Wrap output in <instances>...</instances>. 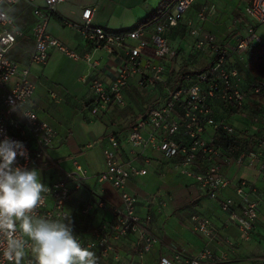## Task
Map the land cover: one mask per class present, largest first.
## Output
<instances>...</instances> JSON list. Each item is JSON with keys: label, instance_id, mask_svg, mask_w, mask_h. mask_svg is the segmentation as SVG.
Returning a JSON list of instances; mask_svg holds the SVG:
<instances>
[{"label": "built area", "instance_id": "obj_1", "mask_svg": "<svg viewBox=\"0 0 264 264\" xmlns=\"http://www.w3.org/2000/svg\"><path fill=\"white\" fill-rule=\"evenodd\" d=\"M23 1L34 6L33 14L37 20L33 28L35 48L28 67H21L8 56L23 32L4 9ZM64 1L43 0L42 9L35 0H0V88L17 80L3 97V108L0 107V141L11 138L23 142L28 155L27 158L18 156L15 166L29 170L46 150L53 147L56 139L54 128L25 108L35 93V85L30 81V67L47 65L51 49L58 50L69 59L93 66L90 54L81 56L48 33V24ZM195 1L175 0L150 35L144 27L113 33L94 25L96 8H86L82 13L79 30L87 46L109 54L117 53L123 61L119 76L111 84H105L98 78L92 81L94 115L102 114L112 106H125L124 92L135 78L140 90L154 91L158 86H164V95L159 102L150 106L143 117L131 126L126 139L131 159L121 160L122 143L116 136H110V145L103 151L104 160L97 182L110 184L120 193L122 208L114 209V218L95 230L89 239L74 230L81 245L95 253L97 264H112L111 255L116 253L117 244L130 237L136 238V254L140 258L150 253L159 242L150 230L152 217L141 218L137 214L138 198L127 191L133 176L147 175L148 170L137 167L135 163L144 160L150 164L151 159L147 156L150 151L175 159V170L194 180L210 199L218 200L223 216V227L217 229L209 219L193 215L194 230L204 239L202 250L193 258L177 252L162 258L159 264H224L229 253H216L215 246L226 245L234 251L236 244L229 237L222 236L223 229L233 226L241 240L249 242L259 225H264V119L249 111V102L264 101V79L245 78L231 61L234 54H246L261 40L252 27L244 29L246 33L242 34L243 21L237 19L234 28L240 33L235 43L221 44L215 34L204 32L199 24L206 20V13H211L212 8L203 7L197 21L186 19ZM246 12L264 24V0H250ZM182 22L193 39L189 48L200 55L210 54L212 63L206 70L187 74L182 82L175 81L169 85L170 69L180 52L171 45L168 32ZM216 104L234 110V121L217 118ZM19 109H23L24 124L13 122ZM28 131L35 140L36 148L27 140ZM178 136L181 141L176 139ZM231 165L251 170L253 180L241 178L235 182L229 178L226 172ZM88 178L87 170L75 160L72 171L65 179L47 187L48 191L42 194L43 203L34 210V216L52 220L69 218L66 209L71 194L69 183L72 181L80 187ZM231 188L235 190L237 200L220 198L222 192ZM50 200L52 205L49 207ZM161 210L158 209L159 212ZM13 238L23 242L19 264H36L32 250L34 242L26 240L18 227ZM7 251L8 237L0 233V264H16L15 258H7ZM261 261L264 264V253Z\"/></svg>", "mask_w": 264, "mask_h": 264}, {"label": "crops", "instance_id": "obj_2", "mask_svg": "<svg viewBox=\"0 0 264 264\" xmlns=\"http://www.w3.org/2000/svg\"><path fill=\"white\" fill-rule=\"evenodd\" d=\"M197 1L187 13L186 19L197 21L199 12L207 7ZM174 2L175 0H65L58 6L57 13L49 22L48 33L79 55L90 54L93 66L69 59L58 50L51 49L47 65L30 67V81L35 85V93L25 108L34 112L56 132L53 147L44 152L32 169L37 170L38 177L46 187L65 179L72 171L75 160L87 170L89 178L80 187L70 181L71 194L66 206L74 230L85 239L91 238L95 230L114 218V209L122 208L120 193L110 184L97 182L104 160L103 151L110 145V136H116L122 143L121 160H130V145L126 139L131 126L143 117L150 106L159 102L164 95V86H158L154 91L140 90L135 78L124 92L125 106H112L102 114L94 115L92 108L95 95L92 81L98 78L105 84H111L119 76L123 61L117 53L109 54L87 46L79 30L82 13L86 8H96L94 25L115 33L127 32L149 22L150 35L154 30V23ZM35 3L44 9L43 0H35ZM8 8L12 11L9 16L23 32V36L18 38L10 50L13 53L12 58L21 67H28L35 48L33 28L37 20L33 14L34 6L23 1ZM212 9L211 13L207 11L206 20L199 22L202 30L215 34L223 45H233L240 32L235 28L228 29L220 19L212 18L216 10ZM168 38L171 45L180 52L170 69L169 85L179 81V77L184 74H195L194 72L211 65L210 54L200 55L189 48L193 39L183 22L168 32ZM241 56L243 55L234 54L231 61L244 69ZM242 74L245 78L252 77L246 70ZM16 83L17 80H13L0 88L1 108L3 97ZM113 108L118 111H112ZM113 112H119L118 117ZM215 113L219 119L228 118L234 121L235 112L231 108L216 104ZM13 122L24 123L23 109L15 112ZM103 124H107L104 130L101 127ZM31 135L28 131L27 140L36 148ZM176 139L182 140L180 136ZM147 156L151 159L150 164H146L144 160L135 163L141 169L146 168L147 175L133 176L128 182L127 191L138 198L137 214L141 218L152 217L150 230L158 237L159 242L150 253L140 258L136 254V238L123 240L117 244L116 253L111 255L112 264H159L162 258L177 252L189 258L196 257L204 247V239L194 230L191 221L193 215L209 219L217 229L223 227L219 201L210 199L194 180L179 174L174 168L175 159H169L157 151H150ZM248 171L251 172L249 180H252L254 173L251 170L235 165H231L226 174L237 182L245 178L243 176L248 175ZM224 197L238 199L233 188L220 194V198ZM162 203L165 205L162 206ZM51 205L50 200L48 206ZM159 208H162L161 212L158 211ZM259 228L263 243L259 242L252 251L246 247L252 239L249 242L242 241L233 226L222 230V236L229 237L236 244L234 251L226 245L215 246L216 253H229L224 264H263L261 258L264 253V225L260 224ZM20 232L26 240L31 241L21 230ZM255 235L254 233V238Z\"/></svg>", "mask_w": 264, "mask_h": 264}, {"label": "clouds", "instance_id": "obj_3", "mask_svg": "<svg viewBox=\"0 0 264 264\" xmlns=\"http://www.w3.org/2000/svg\"><path fill=\"white\" fill-rule=\"evenodd\" d=\"M27 155L23 142L11 138L0 141V233L8 237L7 258H15L19 264L23 255V242L13 238L18 224L34 242L36 264H97L95 253L83 247L74 235L71 219L34 216L48 188L37 170L15 166L18 156Z\"/></svg>", "mask_w": 264, "mask_h": 264}, {"label": "rangeland", "instance_id": "obj_4", "mask_svg": "<svg viewBox=\"0 0 264 264\" xmlns=\"http://www.w3.org/2000/svg\"><path fill=\"white\" fill-rule=\"evenodd\" d=\"M250 1V0H249ZM249 1L245 0H198L197 3H204V5L210 8H215L216 10L212 14V18L220 19L223 24L226 25L228 29L233 28L234 30V22L237 19H242L243 21V28H241V32L243 34L246 33L247 27H252L256 31V36L261 40V43L264 44V24H261L260 22L256 21L254 18L248 16L246 9L249 4ZM196 3V4H197ZM4 9L8 12V14H11V8H8V6H5ZM213 19V20H214ZM245 29V30H244ZM10 56H13V53L10 52ZM251 52H248L241 56L243 60V65H247V67H250V61H251ZM246 67V69H247ZM141 94V93H140ZM112 111H118L115 108L112 109ZM115 116L119 114V112H113ZM118 117V116H117ZM100 126V125H98ZM107 124L101 125L102 129L104 130L106 128ZM248 175H245V179H249L251 177V172L248 171ZM254 177V175H253ZM252 177V180H253ZM255 238H252V242L247 245V249L249 251H252L256 248L255 245H258V243H263V237L261 233V229L259 228L255 233Z\"/></svg>", "mask_w": 264, "mask_h": 264}, {"label": "trees", "instance_id": "obj_5", "mask_svg": "<svg viewBox=\"0 0 264 264\" xmlns=\"http://www.w3.org/2000/svg\"><path fill=\"white\" fill-rule=\"evenodd\" d=\"M157 21L154 23L153 26H155V24L157 23ZM139 27H144L145 29L148 30V27H151V23L149 24V22L148 23L147 22H144V24H141V26H139ZM139 27H136L133 30H135V29H137ZM130 31H132V30H130ZM127 32H129V31H127ZM113 33H115V32H113ZM117 33H125V32H117ZM248 52H251V54H252L251 61H250V67H247L246 64L244 65V69H243V67L241 68L237 64H235V66L238 67L241 72H243L244 70H246L248 72L249 76L251 75L252 77H255V78H258V79H264V44H262V43L256 44ZM8 56L12 60H14L12 58V56H10V51L8 53ZM246 67H247V69H246ZM206 69H203L201 71H204ZM201 71L194 72V73L195 74H198ZM186 75L184 74L183 76L179 77V81L182 82L183 79H184V77ZM249 111L252 114H255V115L256 114H259V115H261V117L264 119V101H262L261 103H256V101L249 102Z\"/></svg>", "mask_w": 264, "mask_h": 264}]
</instances>
